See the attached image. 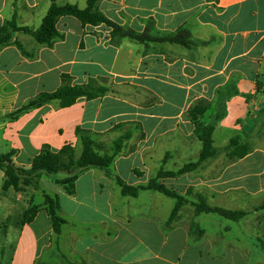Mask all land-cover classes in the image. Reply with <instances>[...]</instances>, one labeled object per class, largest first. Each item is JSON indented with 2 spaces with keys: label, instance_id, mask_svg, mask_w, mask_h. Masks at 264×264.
<instances>
[{
  "label": "crops",
  "instance_id": "1",
  "mask_svg": "<svg viewBox=\"0 0 264 264\" xmlns=\"http://www.w3.org/2000/svg\"><path fill=\"white\" fill-rule=\"evenodd\" d=\"M55 3L85 8L87 0ZM49 6V0H0V27L14 15L18 27L35 31ZM96 9L136 34L156 38L185 30L194 45L113 39L106 25H83L72 16L57 19L51 47L16 32L22 50L0 48V155L13 151V165L29 170L43 148L79 149L78 129L93 138L129 132L111 168L128 186L146 185L160 170L198 161L202 143L188 112L204 100L199 121L213 123L217 151L216 136L222 149L236 138L249 152L213 177L191 171L159 182L178 194L195 188L207 205L246 216L234 222L199 213L193 223L203 236L194 240L190 225L165 226L170 212L160 215L166 201L158 192L139 191L131 198L149 194L142 210L119 212L114 193L130 196L101 170L81 173L73 195L55 182L65 172L3 192L0 170V264H249L246 248L264 243L251 237L264 217V0H100ZM62 76L71 86L93 81L108 91L66 108L52 101L14 115L38 94L57 90ZM48 189L65 220L58 233L44 206ZM32 206L36 214L22 223Z\"/></svg>",
  "mask_w": 264,
  "mask_h": 264
},
{
  "label": "trees",
  "instance_id": "2",
  "mask_svg": "<svg viewBox=\"0 0 264 264\" xmlns=\"http://www.w3.org/2000/svg\"><path fill=\"white\" fill-rule=\"evenodd\" d=\"M49 1L50 6L45 16L42 18L39 28L35 31L26 27H18L14 15L10 20L5 21L0 27V48L14 44L19 50H22L21 45L13 40V36L16 32L27 33L31 35L38 44L51 47L55 38L58 36L56 22L61 16H72L80 21L83 25L89 24L96 26L104 24L111 29L110 35L113 39L128 37L141 43L146 41H159L174 43L183 47H190L194 45V42L190 39L189 33L185 30H180L175 35L153 38L148 36L147 32L136 34L130 30L124 29L110 21L96 9V5L100 0H87L86 7L83 9L73 4L58 6L55 3L56 0ZM61 79L62 84L57 90L51 93L43 92L38 94L34 98L30 99L19 110H17L14 115L25 113L33 108L40 107L52 101H57L60 108H66L73 105L78 98L83 97L90 100L101 97L108 91L105 86L95 84L93 81L88 82L87 84L71 86L67 83L66 76H62ZM207 105L208 103L206 101L199 100L197 104H195V106L188 112V118L195 126V135L202 143L198 161L194 163H187L177 171L165 172L160 170L157 176L151 178L146 185L128 186L119 177L113 174L111 168L115 157L121 152L124 141L130 138L129 132L117 138L112 143V148L110 150L104 151L103 154L100 155L94 150L96 141L92 137V134L88 131L78 129L77 135L81 145V151L78 156H76L74 148H72L70 145H65L56 153L49 151L47 148H43L41 152L33 158L31 168L29 170H24L21 168H16L13 165L11 161L13 151H10L5 155H0V170H3L5 175V180L2 184L1 190L5 192L10 187L17 188V184L21 179L23 180L24 185L34 184L37 186L38 179L41 174L55 176L60 172H65V177L60 179L57 178L55 179V182L57 184L63 185L67 194L73 195L74 182L78 176L89 169H98L101 170L105 176L115 180L117 185L120 187V192L123 196L135 197L141 190H152L168 198L174 199L175 204L165 223L166 227H170L181 207L183 197L173 189L168 188L163 183L159 182V180L163 178L180 177L186 173L194 171L201 161L215 156L217 149L214 147L212 139L214 125L213 123L203 125L199 121L202 115L205 113ZM237 143L238 141L236 138L232 139L229 141L226 147L232 148V146H236ZM248 152L249 148L244 149V151H242V153L236 157V160L242 158ZM234 154L235 152L233 155ZM43 199L52 228L55 233H58L62 225L65 223V220L59 215L58 200L56 197L46 193H43ZM194 208L196 213L215 214L223 219L234 222L239 221L246 216V213L243 211H232L209 206L205 203V199L201 196L199 197V201L194 204ZM37 209L38 207L32 206L24 211L22 223L31 220L36 214ZM188 231L194 240H199L203 236V231L198 225L194 223L190 224Z\"/></svg>",
  "mask_w": 264,
  "mask_h": 264
},
{
  "label": "rangeland",
  "instance_id": "3",
  "mask_svg": "<svg viewBox=\"0 0 264 264\" xmlns=\"http://www.w3.org/2000/svg\"><path fill=\"white\" fill-rule=\"evenodd\" d=\"M80 6L81 8H83L85 4L84 3L80 4ZM120 133L122 134L124 132H120ZM119 137L120 136H116V134L112 136H108V137H103V138L94 137L96 141V146L94 149L95 152L102 155L104 151L110 150L112 148V143ZM215 145L219 150L216 152L214 157L205 159L204 161H201L198 164V167L193 171V173L195 174H192L194 177L197 176L200 178H206V177L208 178V177L215 176L222 167H224L225 165L229 163H232L234 160H236V157L240 155L242 151H244V149L248 148L246 145H243V144L241 145L237 143V145L236 146L233 145L232 148L225 147V149H222L221 142L217 136L215 137ZM74 151H75L76 156H78L81 151V145L79 149L74 148ZM234 152L235 154L233 155ZM185 162H188V161H185ZM169 166H171L170 167L171 169H174L172 165H169ZM178 169L179 168L175 169L174 171ZM157 174L158 173H154L153 178L156 177ZM122 176L123 178H126V175L124 172ZM0 184H1V181H0ZM22 185H23V180L22 182H19L17 184V188H15L16 191L22 189ZM32 186L34 185L32 184ZM46 191H47V194L51 195L50 189ZM148 195L149 194L147 193V194H141L139 198L125 197L122 199L120 198L119 194L117 195L114 193L115 202L118 205V211L126 212L127 214H133L134 212L141 211L143 208V203L147 202L148 200V197H149ZM180 195L183 197V202L181 204L179 211L176 214L174 221L172 222V225H183L187 227L194 221H199L200 216H199V213H196L194 204L199 201V197L200 196L202 197L203 193L199 192L195 188H187V190H185L183 193H180ZM159 197L163 198L166 201L165 202L166 204L164 205V207H162V210H160V215L164 214L165 212L169 214V212H171L173 208L172 206H174L175 204V200L167 198L161 194L159 195ZM41 200H42L41 196L40 195L37 196V201H41ZM132 204H134L135 206H133ZM261 208H264V202H262ZM16 212L14 211L13 214H16ZM260 222L262 223L261 230H257V233L252 234L251 237L252 239L259 240V242H264V217H261ZM249 224L251 223L249 222ZM262 244L264 243H261V248L259 246L258 248H246L247 252L246 254H244V256L247 258V260H250L249 264H264V245Z\"/></svg>",
  "mask_w": 264,
  "mask_h": 264
},
{
  "label": "built area",
  "instance_id": "4",
  "mask_svg": "<svg viewBox=\"0 0 264 264\" xmlns=\"http://www.w3.org/2000/svg\"><path fill=\"white\" fill-rule=\"evenodd\" d=\"M261 92L264 93V83L261 85Z\"/></svg>",
  "mask_w": 264,
  "mask_h": 264
}]
</instances>
